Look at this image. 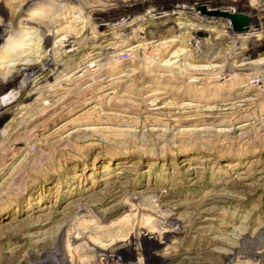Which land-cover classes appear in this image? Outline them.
I'll list each match as a JSON object with an SVG mask.
<instances>
[{
    "label": "rangeland",
    "instance_id": "374dc122",
    "mask_svg": "<svg viewBox=\"0 0 264 264\" xmlns=\"http://www.w3.org/2000/svg\"><path fill=\"white\" fill-rule=\"evenodd\" d=\"M142 1L0 0L9 33L55 19L61 65L3 95L0 48V264L70 253L80 215L113 227L136 203L171 217L163 264L252 261L236 254L264 235V0H246L254 41L206 4L109 20Z\"/></svg>",
    "mask_w": 264,
    "mask_h": 264
},
{
    "label": "bare ground",
    "instance_id": "6f19581e",
    "mask_svg": "<svg viewBox=\"0 0 264 264\" xmlns=\"http://www.w3.org/2000/svg\"><path fill=\"white\" fill-rule=\"evenodd\" d=\"M200 4H206L210 8L226 10L231 13L235 10L248 13L246 0H144L140 3L133 2L127 6H117L106 12L111 13H108V18L111 21H120V19L131 21L150 9L162 12L186 6L194 7ZM248 15L251 19V23L248 26L250 31L248 40L254 41L257 34H255L256 14L249 12ZM54 20L51 17L44 19L43 22L36 21L35 24L27 25L28 27L23 30L15 29L14 34L9 33L7 29L0 28V48L5 53V58L1 59V65L8 80L4 87L3 95L19 88L25 80L27 81L38 73H46L50 69L61 67L59 63L50 60L46 55V50L50 44L48 36L56 35L60 30L53 28L48 30L52 33L49 32L44 36L43 29L52 24ZM2 22H4L3 26L7 28L10 27L8 25H12V23L8 24L4 20ZM93 63L89 65L90 69L96 64ZM2 101L0 99V107L3 106L4 101ZM84 216L85 218L80 215L68 229L70 233L75 234L72 237V252L56 255L53 258L50 256L46 257L47 255L42 253L28 257L30 259L35 257V264H163V260L157 257L160 253L155 251L160 249L163 244H167L171 239L170 236L176 232L169 231L171 217L168 213H163L158 205H148L146 203L130 204L126 216L119 224L103 229L97 228L94 221L90 222L93 218L90 212H86ZM152 229L163 231L162 234H158V244L146 239V233ZM107 235L110 236L108 237V243L98 247L103 237ZM255 235V237L252 236L246 240L245 247L238 249L236 254L238 261L244 258H251L250 260L252 261H247L246 264H264V240H260L261 237L264 238V235L261 229ZM122 236L123 239L121 240L120 237ZM245 238L246 236L241 238V240ZM90 246L96 249L94 253L86 257L80 254L82 253L81 251L86 250ZM232 247L237 248L236 245H232ZM10 253L14 255L16 250L13 248ZM126 253H130V257H126ZM210 258L192 260L188 264H224L218 259L213 258L211 260Z\"/></svg>",
    "mask_w": 264,
    "mask_h": 264
},
{
    "label": "water",
    "instance_id": "95a60500",
    "mask_svg": "<svg viewBox=\"0 0 264 264\" xmlns=\"http://www.w3.org/2000/svg\"><path fill=\"white\" fill-rule=\"evenodd\" d=\"M200 8L205 13L222 16L224 18L229 19L235 31L245 30L246 25L250 22L249 17L244 13H230L227 11H220V10L208 12L204 6H201Z\"/></svg>",
    "mask_w": 264,
    "mask_h": 264
}]
</instances>
